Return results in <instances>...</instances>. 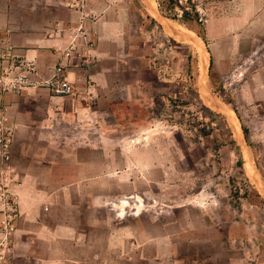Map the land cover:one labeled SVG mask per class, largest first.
Masks as SVG:
<instances>
[{"label": "crops", "instance_id": "obj_1", "mask_svg": "<svg viewBox=\"0 0 264 264\" xmlns=\"http://www.w3.org/2000/svg\"><path fill=\"white\" fill-rule=\"evenodd\" d=\"M88 3L84 9L70 8V20H60L41 31L33 26L19 27L10 10L0 9V40L9 52L5 59L0 58V67L17 66L19 72L32 62L38 69L36 79L42 80L62 66L63 74L75 87L74 95L59 96L35 85L10 91L0 100V126L7 125L16 133L9 176L22 179L14 191L18 212L11 213L10 228L0 237V264H134L131 260L138 256L152 257L158 264H210L213 257L202 258V252L192 249L195 242L212 246L227 236L235 240V235L209 233L213 227L217 229V203L199 201L198 197L144 207L140 202L109 201V178L128 171L109 168V163L145 162L140 153L137 157L130 155L126 147L130 143L123 137L109 142V129L144 128V122L132 121L130 105L142 106L143 118L147 82L161 80L159 75L151 81L146 79L144 72L153 70L150 63L143 64L141 74L124 73L130 68L128 58L135 57L124 35L128 12L124 16L120 6L119 15L112 17L109 0H104L98 12L92 9L93 5L97 7L96 0ZM160 12L148 15L160 21ZM142 20L145 22L146 17ZM246 46L241 41L234 45L232 104L227 109L217 105L213 110L223 115L232 112L229 126L235 127L234 142L245 168L246 159L251 157L255 163L246 174L253 171L264 178L252 148L255 143L264 146V53H259L261 47L254 42ZM117 56L119 68L115 69L109 61ZM136 57L145 62V56ZM196 88L206 95L203 79L198 80ZM221 96L224 98L225 93ZM109 115L118 119L112 126ZM59 128L74 133L63 136L56 159L50 153L32 154L21 137L25 131L34 135L36 130ZM53 145L50 140L49 146ZM109 146L120 148V152H110ZM69 195L74 201H69ZM149 209L155 210L148 217L153 234L147 233L142 224ZM147 243H153L152 254L147 255ZM241 262L233 256L227 264Z\"/></svg>", "mask_w": 264, "mask_h": 264}, {"label": "rangeland", "instance_id": "obj_2", "mask_svg": "<svg viewBox=\"0 0 264 264\" xmlns=\"http://www.w3.org/2000/svg\"><path fill=\"white\" fill-rule=\"evenodd\" d=\"M88 1L0 0V9L10 10L19 27L33 26L41 31L60 20H70L69 9H84L89 5ZM96 1L97 7L93 5L92 9L98 12L104 0ZM149 4L155 10L149 9ZM120 6L125 10L124 16L128 12L129 25L124 27V35L130 54L135 55L128 58L130 70L124 73L141 74L143 64L150 63L156 72L145 71L146 79L151 81L159 75L161 81L147 82L143 118L142 106L130 105L134 112L132 121L144 122V128L109 129V142L118 136L123 137L130 143L126 147L131 156L137 157L140 153L145 158L140 165L133 160L109 163V168L128 169L121 176L109 178V184L106 183L109 201H126L133 205L140 202L143 207L150 203L193 201L194 197L199 201L215 202L220 206L217 229L213 227L209 233L235 235V240L227 236L212 246L195 242L192 249L202 252V258L213 257L210 264H227L228 258L233 256L236 260L241 258V264H264V178L253 171L246 174L247 169H254L255 163L250 157V161L246 159L245 168L242 153L234 142L235 131L229 126L232 112L223 115L213 110L217 105L227 109L233 102L235 43L241 41L248 47L254 42L261 47L259 53H264V0H109L112 17L119 15ZM161 8L176 19L162 13L160 22L148 15V12L154 14ZM185 12L191 15L197 12L200 23L184 21ZM6 48L4 44L1 46V59L9 55ZM138 54L145 56V62L136 57ZM118 58L111 59L109 65L118 69ZM9 67L13 70L12 66ZM199 79L205 82L203 92L206 95L197 91ZM223 92L224 98L221 96ZM107 117L109 126L118 120L115 115ZM118 118L121 119L120 115ZM11 133V136L6 134L12 139L9 154H12L16 138L15 131ZM33 133L30 135L25 131L21 136L28 143L30 152L50 153L56 159L63 136L73 135L74 131L59 128ZM50 140L53 146H49ZM252 148L264 172V146L255 143ZM109 150L120 152L116 146H109ZM21 182L18 177H0V237L10 228L8 219L11 213L2 208V203L14 202L18 207L14 191ZM69 201H74L73 195H69ZM153 213L155 210H147L142 219L149 234L155 232L148 219ZM152 245L147 243V255L152 254L149 253ZM138 258L132 259L131 263L158 264L152 257Z\"/></svg>", "mask_w": 264, "mask_h": 264}, {"label": "built area", "instance_id": "obj_3", "mask_svg": "<svg viewBox=\"0 0 264 264\" xmlns=\"http://www.w3.org/2000/svg\"><path fill=\"white\" fill-rule=\"evenodd\" d=\"M3 42L0 40V58L2 55L1 46ZM9 53V52H8ZM11 66V65H10ZM7 66L4 69L0 68V100L3 98V95L10 92V91H19L26 87H31L35 85L45 86L55 95L59 96H72L75 94V87L74 85L68 80V78L63 74V67H57L56 73L48 78V79H36L38 76V69L34 65V63L29 62L21 68L19 72H16L15 68L13 70ZM5 119H3V122ZM9 134L11 136V130L7 127V125L0 126V177L5 178H12L10 177L9 172V147L12 142L10 136L6 135ZM4 164V165H3ZM1 188V187H0ZM4 207H3V206ZM2 208L11 213L16 214L17 208L14 202H8L6 204L2 203ZM11 213L9 217H11Z\"/></svg>", "mask_w": 264, "mask_h": 264}, {"label": "trees", "instance_id": "obj_4", "mask_svg": "<svg viewBox=\"0 0 264 264\" xmlns=\"http://www.w3.org/2000/svg\"><path fill=\"white\" fill-rule=\"evenodd\" d=\"M161 12H162L165 16H167V17H171V18H173V19H176L175 16H171V15H169V14H168L167 12H165L162 8H161ZM183 19H184V21H187V20H196L197 22H199V16H198V13H197V12H195L194 15H191L189 12H185ZM199 23H200V22H199ZM198 34L201 35V32L199 31ZM201 37L204 38L205 36L202 34Z\"/></svg>", "mask_w": 264, "mask_h": 264}, {"label": "bare ground", "instance_id": "obj_5", "mask_svg": "<svg viewBox=\"0 0 264 264\" xmlns=\"http://www.w3.org/2000/svg\"><path fill=\"white\" fill-rule=\"evenodd\" d=\"M148 3H149V2H148ZM149 5H150V7L148 6L149 9H153V8H152L153 6H151V4H149ZM153 10H155V9H153ZM220 106H221V105H220ZM222 106H223V105H222ZM220 108H221V107H220ZM223 110H224V109H223ZM234 117H235V116H234ZM234 120H235V118H234ZM232 121H233V120H232ZM232 123H233V122H232ZM233 126H235V125H233ZM234 128H235V127H233V130H234ZM254 173H255V172H254ZM254 179H255V178H254ZM263 190H264V188H263ZM263 193H264V191H263Z\"/></svg>", "mask_w": 264, "mask_h": 264}]
</instances>
